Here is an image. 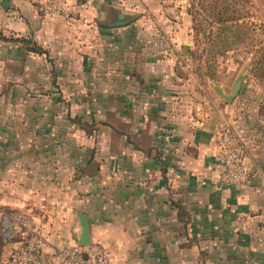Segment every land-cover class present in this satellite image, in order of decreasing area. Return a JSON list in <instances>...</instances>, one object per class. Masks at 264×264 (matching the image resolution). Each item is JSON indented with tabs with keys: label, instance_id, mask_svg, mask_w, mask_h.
I'll return each mask as SVG.
<instances>
[{
	"label": "crops",
	"instance_id": "1",
	"mask_svg": "<svg viewBox=\"0 0 264 264\" xmlns=\"http://www.w3.org/2000/svg\"><path fill=\"white\" fill-rule=\"evenodd\" d=\"M29 6L21 13L40 25L33 18L39 8ZM145 67L118 75L121 90L109 91L106 106L94 109L91 115L113 120L101 124L100 138L95 129L82 136L88 120L72 114L75 108L54 107L60 120L38 129L45 138L22 140L20 156L0 168L1 204L34 219L45 242L41 264H63L52 252L77 243L82 214L91 244L106 251L110 264H264V128L256 112L237 116L236 102L221 107L215 90L189 92L173 79L168 60ZM96 80H84L92 85L83 90L92 91ZM146 91L152 107L134 100ZM224 124L244 143L247 184L219 181ZM4 242L11 251L13 243Z\"/></svg>",
	"mask_w": 264,
	"mask_h": 264
},
{
	"label": "rangeland",
	"instance_id": "2",
	"mask_svg": "<svg viewBox=\"0 0 264 264\" xmlns=\"http://www.w3.org/2000/svg\"><path fill=\"white\" fill-rule=\"evenodd\" d=\"M27 1L39 8L33 18L40 25H31L32 18L21 13ZM125 20L130 21L110 25ZM262 55L264 0H0V168L20 156L22 140L45 138L38 129L51 130L60 120L53 118L54 107L75 108L72 114L88 120L82 136L95 129L100 138L101 124L113 120L91 115L94 109L106 106L109 91L121 90L118 75L144 72L152 60H168L173 79L183 80L189 92H214L218 86L229 95L240 82L233 97L236 115L252 110L257 127L264 128V76L253 70ZM87 78L97 79L92 91L83 90L92 85ZM148 92L134 100L152 107ZM218 100L223 107L225 100ZM2 201L0 264H7L5 219L16 211Z\"/></svg>",
	"mask_w": 264,
	"mask_h": 264
},
{
	"label": "built area",
	"instance_id": "3",
	"mask_svg": "<svg viewBox=\"0 0 264 264\" xmlns=\"http://www.w3.org/2000/svg\"><path fill=\"white\" fill-rule=\"evenodd\" d=\"M219 181L225 185L247 184L250 173L244 161V143L230 125H222L219 132V151L216 155ZM4 238L13 243L8 264H41L45 242L37 234L34 219L20 212L6 217ZM63 264H110L106 251L98 244L79 243L52 252Z\"/></svg>",
	"mask_w": 264,
	"mask_h": 264
},
{
	"label": "water",
	"instance_id": "4",
	"mask_svg": "<svg viewBox=\"0 0 264 264\" xmlns=\"http://www.w3.org/2000/svg\"><path fill=\"white\" fill-rule=\"evenodd\" d=\"M120 18L123 17L122 14L119 15ZM130 20H125V21H118V22H115V23H111L110 25L111 26H120V25H125L129 22ZM239 87H240V82H236L235 86H234V89L232 90V92L228 95V94H225L223 92V90L218 87V86H215L214 87V90L227 102L231 101L233 99V97L237 94L238 90H239ZM81 218V222L83 224V227H82V231H81V235L77 241V243L79 244H82V245H87L89 246L91 244L90 242V236H89V223H88V219L85 215H81L80 216Z\"/></svg>",
	"mask_w": 264,
	"mask_h": 264
},
{
	"label": "trees",
	"instance_id": "5",
	"mask_svg": "<svg viewBox=\"0 0 264 264\" xmlns=\"http://www.w3.org/2000/svg\"><path fill=\"white\" fill-rule=\"evenodd\" d=\"M227 9H228V6L226 5L225 11ZM221 12H220V14H221ZM218 19L220 22L224 21V19H220L219 17H218ZM254 67H255V68H253L254 75H256L257 77H259V76L263 77L264 76V55H262L260 58H258V60H256Z\"/></svg>",
	"mask_w": 264,
	"mask_h": 264
}]
</instances>
